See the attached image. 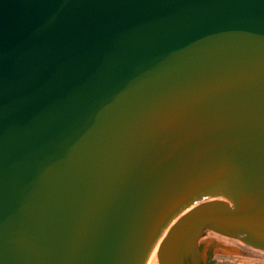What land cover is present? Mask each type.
<instances>
[{
    "label": "water",
    "instance_id": "1",
    "mask_svg": "<svg viewBox=\"0 0 264 264\" xmlns=\"http://www.w3.org/2000/svg\"><path fill=\"white\" fill-rule=\"evenodd\" d=\"M205 232L264 252V0H0V264Z\"/></svg>",
    "mask_w": 264,
    "mask_h": 264
},
{
    "label": "rangeland",
    "instance_id": "2",
    "mask_svg": "<svg viewBox=\"0 0 264 264\" xmlns=\"http://www.w3.org/2000/svg\"><path fill=\"white\" fill-rule=\"evenodd\" d=\"M214 233L217 235L209 236L211 232H205L198 240L197 247H201L200 264H207L211 260L214 264H264L263 251L253 249L222 233Z\"/></svg>",
    "mask_w": 264,
    "mask_h": 264
},
{
    "label": "bare ground",
    "instance_id": "3",
    "mask_svg": "<svg viewBox=\"0 0 264 264\" xmlns=\"http://www.w3.org/2000/svg\"><path fill=\"white\" fill-rule=\"evenodd\" d=\"M215 235H217V234H215L214 232H211V234H209V236H215ZM209 236H208V237H209ZM221 236H222V234H221ZM219 237H220V236H219ZM219 237H217V239H218ZM223 238H225V237H223ZM220 239H221V238H220ZM226 239H227V238H226ZM226 241H227V240H226ZM146 264H159V258H158V256L154 253V250H152L151 254L149 255V258H148Z\"/></svg>",
    "mask_w": 264,
    "mask_h": 264
}]
</instances>
